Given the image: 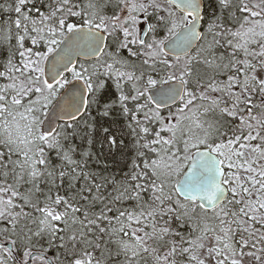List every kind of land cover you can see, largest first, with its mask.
<instances>
[{"label":"snow or ice","instance_id":"obj_1","mask_svg":"<svg viewBox=\"0 0 264 264\" xmlns=\"http://www.w3.org/2000/svg\"><path fill=\"white\" fill-rule=\"evenodd\" d=\"M0 264H264V0L0 3Z\"/></svg>","mask_w":264,"mask_h":264},{"label":"trees","instance_id":"obj_2","mask_svg":"<svg viewBox=\"0 0 264 264\" xmlns=\"http://www.w3.org/2000/svg\"><path fill=\"white\" fill-rule=\"evenodd\" d=\"M4 2V0H0V3H3Z\"/></svg>","mask_w":264,"mask_h":264}]
</instances>
